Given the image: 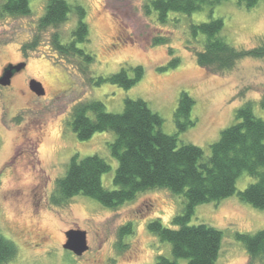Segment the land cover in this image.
<instances>
[{
    "label": "rangeland",
    "instance_id": "374dc122",
    "mask_svg": "<svg viewBox=\"0 0 264 264\" xmlns=\"http://www.w3.org/2000/svg\"><path fill=\"white\" fill-rule=\"evenodd\" d=\"M48 1L30 0V15H12L1 13L4 0H0V77L9 64L26 63L10 85L0 84V229L18 247L16 257L7 264H153L159 255L175 258L171 243L148 228L154 218L171 226L174 215L182 212L184 198L169 189L145 190L114 208L84 194L53 202L57 181L74 155L104 157L111 170L103 175V185L115 188L118 162L109 143L116 133L102 131L81 140L70 125L71 113L92 99L120 113L126 98H142L163 117L162 130L174 134L175 111L185 91L195 100L192 119L196 122L179 134L180 143H194L209 154L210 145L222 129L234 124L236 111L245 102L252 101L255 114L264 119L260 102L264 59L246 57L224 71L199 64L196 51L202 49L204 37H195L190 26L208 21L209 7L191 14L170 12L162 23L155 10L146 12L150 0H67L86 10L90 39L79 46L95 56L90 65L94 79L122 67L144 68L143 77L129 89L110 82L97 85L78 69L65 67L53 43L56 32L63 42L72 39L78 21L74 9L60 25L39 28ZM213 16L224 20L222 35L236 47H255L264 37V0L251 8L238 0H223L213 8ZM158 35L167 36L166 43L154 44ZM36 39L35 49L26 47V52L25 46ZM175 57L179 62L170 67ZM34 79L42 83L44 95L31 90ZM254 181L243 173L237 191ZM201 222L223 232L215 264H250L236 234L264 228V209L235 194L197 205L191 223ZM128 223L132 233L121 237V228ZM70 229L87 233L89 248L82 255L64 247ZM175 259L189 264L186 258Z\"/></svg>",
    "mask_w": 264,
    "mask_h": 264
},
{
    "label": "trees",
    "instance_id": "16d2710c",
    "mask_svg": "<svg viewBox=\"0 0 264 264\" xmlns=\"http://www.w3.org/2000/svg\"><path fill=\"white\" fill-rule=\"evenodd\" d=\"M223 0H150L146 12H157L158 20L166 22L170 12L191 14L209 7L210 19L192 23V34L204 37L203 47L196 51L197 61L213 70H229L246 57L264 59V37L252 48H240L223 37L224 20L213 16V8ZM251 8L259 0H238ZM74 9L77 25L72 39L63 42L60 32L53 34L54 46L62 56V64L87 75L90 82L117 84L129 89L143 77L142 65L122 67L107 77L93 78L90 65L95 56L79 46L89 41V25L82 5L72 6L67 0H49L39 28L58 26L69 19ZM12 15H30V0H4L2 12ZM167 36L158 35L154 44L166 43ZM25 46L35 49L37 39ZM27 47V48H26ZM74 60V61H73ZM73 61V62H71ZM179 58H173L169 66L175 67ZM264 108V95L261 98ZM194 98L183 91L175 111L177 132L162 130L163 117L152 110L142 98H126L122 112H111L105 103L92 99L75 106L70 125L81 140L95 133L114 131L116 138L109 143L111 155L118 166L114 175L115 188L103 185V175L111 170V164L98 154L79 158L72 156L66 172L58 179L53 193L54 203H63L78 194L92 197L104 206L114 208L131 201L145 190L166 188L184 198L181 213L172 218V225H165L160 218L148 223V228L162 241L172 245L175 258H186L189 264H215L222 247L223 232L207 223L192 224L197 205L219 202L238 195L243 202L264 209V119L254 112L252 101L245 102L235 114L234 124L222 129L219 138L210 145V153L194 143H180L179 134L195 125L192 111ZM248 173L255 178L244 190L237 191V180ZM132 233V224L121 228L122 235ZM236 238L246 247L250 264L264 263V228L255 233H237ZM18 253L17 244L1 234L0 264H7ZM159 255L153 264H179L177 259Z\"/></svg>",
    "mask_w": 264,
    "mask_h": 264
},
{
    "label": "water",
    "instance_id": "95a60500",
    "mask_svg": "<svg viewBox=\"0 0 264 264\" xmlns=\"http://www.w3.org/2000/svg\"><path fill=\"white\" fill-rule=\"evenodd\" d=\"M26 66L25 62L18 64H9L0 77V84L7 86L11 84L13 76L24 69ZM30 88L38 95H44L45 89L42 83L38 80H32L30 82ZM67 241L64 244L66 249L73 251L77 255H82L89 248L87 242V233L80 229H70L66 232Z\"/></svg>",
    "mask_w": 264,
    "mask_h": 264
},
{
    "label": "flooded vegetation",
    "instance_id": "af4514ba",
    "mask_svg": "<svg viewBox=\"0 0 264 264\" xmlns=\"http://www.w3.org/2000/svg\"><path fill=\"white\" fill-rule=\"evenodd\" d=\"M14 77V76H13Z\"/></svg>",
    "mask_w": 264,
    "mask_h": 264
}]
</instances>
